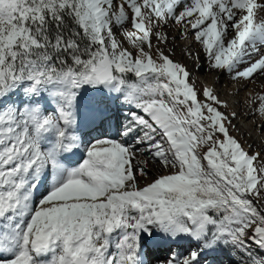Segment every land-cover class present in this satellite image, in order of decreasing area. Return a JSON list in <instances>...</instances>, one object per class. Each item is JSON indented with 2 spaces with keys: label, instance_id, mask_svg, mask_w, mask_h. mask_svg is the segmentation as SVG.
<instances>
[{
  "label": "snow or ice",
  "instance_id": "1",
  "mask_svg": "<svg viewBox=\"0 0 264 264\" xmlns=\"http://www.w3.org/2000/svg\"><path fill=\"white\" fill-rule=\"evenodd\" d=\"M169 27L264 79V0H0V264H264V145L232 134ZM246 104L264 131V92ZM114 105L117 134L85 142Z\"/></svg>",
  "mask_w": 264,
  "mask_h": 264
},
{
  "label": "bare ground",
  "instance_id": "2",
  "mask_svg": "<svg viewBox=\"0 0 264 264\" xmlns=\"http://www.w3.org/2000/svg\"><path fill=\"white\" fill-rule=\"evenodd\" d=\"M166 31L169 33V37H170L169 46L173 48L174 59H177L184 64H185V59L194 61L196 59L195 54L198 51L197 46L196 45L192 46L191 50L193 51L194 55L192 57H188L185 54V46L187 42L182 40L172 41L171 36L173 35L175 30L169 27L168 29H166ZM199 61L202 62V66H204L205 69H209L206 60L201 58V60ZM214 72L218 73L217 70H215ZM206 83L208 85L214 86L215 88H217V86H223L225 88V93L222 96H225V100L228 102V105L231 104L232 106L238 108V117H237L238 120L234 121V125L236 126L234 130L238 131L239 133H244V137H245L244 140H246V145L256 144L255 150H258L262 145H264V131L258 128V126L253 127L252 122L249 119L250 115L252 114L248 111L246 104L247 95L249 92L259 93L263 90L264 79L258 77L254 82H250L247 87H244L243 82L237 83L235 81H232L226 73L225 74L220 73L217 76V78L214 77L208 78L206 80ZM236 94L241 95V100H237V101L232 100L235 98ZM114 107L115 108L113 112V118L109 122L105 123L102 129L97 126L98 124L88 126L86 123L84 127L85 142H90L92 139L98 138L100 136H104V135L115 136L117 134V126L119 123L123 122L122 117L126 114L128 109L126 106L121 107L118 105H114ZM260 122H261V118L258 117V125H260ZM232 134L234 135L235 133ZM262 140L263 143L260 142ZM81 157H82V152L77 157H74L73 160L75 162H78L79 158ZM150 167H152V172L156 171L154 166L150 165ZM151 174L152 173L150 172V175ZM40 190L41 191L44 190L43 185L41 186ZM155 254L156 253L152 254L153 258L155 257L163 258L166 255L164 252H161L159 255H155Z\"/></svg>",
  "mask_w": 264,
  "mask_h": 264
},
{
  "label": "rangeland",
  "instance_id": "3",
  "mask_svg": "<svg viewBox=\"0 0 264 264\" xmlns=\"http://www.w3.org/2000/svg\"><path fill=\"white\" fill-rule=\"evenodd\" d=\"M165 31H166V29H165ZM154 43H155V41H154ZM168 47H170V46L168 45ZM185 64H186V66H188V69H190L189 71L192 73V79L195 81L196 86L198 88L203 87L204 85H208L206 83V80L208 78H210V77L217 78V76L220 74L219 71H218V73H216V72H214L215 70H212L210 68L205 69L204 66H202V62L197 61L196 59L194 61L185 59ZM216 90L218 91L220 98L225 100V96H222L225 93V88L223 86H217ZM261 92H264V88ZM232 100H236V101L241 100V95L236 94L235 98ZM222 111H226L229 113L231 111H237L238 112V108L229 104V107L227 109H222ZM124 119H125V115L122 117V120H124ZM249 119L251 120L253 127L258 126V128H260V126L258 125V116L250 115ZM235 120H238V118H236ZM235 120H233V122H232L233 124H234ZM103 125H97V126L102 129ZM92 129H93V127H92ZM246 130H248V129H246ZM232 133H235L234 135L238 139H240L242 143H245V145H246V140H244L245 139L244 133H239L238 131H235L234 129H233ZM260 142L263 143V140ZM255 149H256V144H253L252 150L255 151ZM160 253L161 252L156 253L155 255H159ZM215 255H216V264H234V261L231 257V254L227 251L218 252Z\"/></svg>",
  "mask_w": 264,
  "mask_h": 264
}]
</instances>
